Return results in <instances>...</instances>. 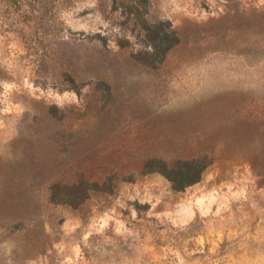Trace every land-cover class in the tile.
I'll return each instance as SVG.
<instances>
[{
    "label": "rangeland",
    "instance_id": "374dc122",
    "mask_svg": "<svg viewBox=\"0 0 264 264\" xmlns=\"http://www.w3.org/2000/svg\"><path fill=\"white\" fill-rule=\"evenodd\" d=\"M0 0V264H264V0ZM207 164L174 190L158 159Z\"/></svg>",
    "mask_w": 264,
    "mask_h": 264
},
{
    "label": "trees",
    "instance_id": "16d2710c",
    "mask_svg": "<svg viewBox=\"0 0 264 264\" xmlns=\"http://www.w3.org/2000/svg\"><path fill=\"white\" fill-rule=\"evenodd\" d=\"M30 5L39 3L38 0H26ZM8 8L11 6H18L20 0H4ZM160 168L158 171L164 174L171 182L172 188L177 191L185 189L197 182L200 173L207 164H200L195 158H178L174 161L173 165L169 164L166 160L158 159Z\"/></svg>",
    "mask_w": 264,
    "mask_h": 264
}]
</instances>
